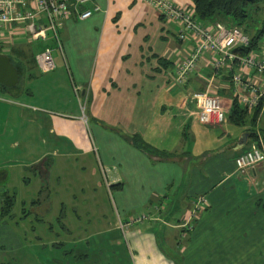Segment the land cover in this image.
Wrapping results in <instances>:
<instances>
[{
  "label": "crops",
  "instance_id": "1",
  "mask_svg": "<svg viewBox=\"0 0 264 264\" xmlns=\"http://www.w3.org/2000/svg\"><path fill=\"white\" fill-rule=\"evenodd\" d=\"M169 1L194 10L192 0ZM69 9L59 19L61 51L49 32L32 40L24 25L9 26L0 42L20 75L13 87L0 84V100L8 102H0V135L11 125L8 144L0 141V169L8 167L9 183L0 186V207L5 192L14 196L11 214L0 216L2 228L16 237L14 207L21 199L23 223L56 218V239L73 242L67 254L74 264H264V161L242 172L235 165L243 152L264 148V106L246 109H257L254 128L248 120H228L237 101L233 74L254 73L237 63L215 72L204 56L177 85V66L194 41L180 40L179 25L148 0H69ZM83 10L91 15L79 19ZM201 23L211 30L235 26L222 16ZM46 48L56 51L57 64L42 74L35 55ZM200 91L220 99L223 123L199 121L192 94ZM31 152L27 161L23 155ZM15 176L31 193L9 190ZM114 191L113 203L124 212L154 209L120 228L109 199ZM200 198L202 209L195 206ZM40 202L45 210L38 214ZM29 203L35 216L25 211ZM67 207L76 208L73 217ZM83 219L91 221L88 233Z\"/></svg>",
  "mask_w": 264,
  "mask_h": 264
},
{
  "label": "built area",
  "instance_id": "2",
  "mask_svg": "<svg viewBox=\"0 0 264 264\" xmlns=\"http://www.w3.org/2000/svg\"><path fill=\"white\" fill-rule=\"evenodd\" d=\"M84 1L79 0V2ZM148 1L165 19L179 25L180 40L194 41L189 55L177 66L175 72L177 85H184L196 70L199 61L204 56H210L211 66L215 72L222 67L230 68L233 63H237L243 69L251 70L254 73L252 77L244 75L241 71L233 74L234 97L247 110L264 106V40L257 49L244 53L240 49L250 44V35L243 28L238 26L223 28L217 25L211 30L197 19L194 10L177 7L169 0ZM69 13V0H35L32 5L28 0H0V42L9 26L24 25V31L32 40H44L49 32L55 40L56 49L61 51L59 19ZM90 15L91 10L77 13L79 19H85ZM35 63L42 74L53 71L55 69L53 50L46 48L37 53ZM192 100L202 124L216 125L226 120L225 107L217 96L209 94L208 91H200L192 94ZM260 146L252 147L235 158L238 171L242 172L264 161V148L262 144ZM205 205L203 198L195 203L199 209L204 208ZM140 219L137 218L132 222ZM123 227L124 225L120 224V228Z\"/></svg>",
  "mask_w": 264,
  "mask_h": 264
},
{
  "label": "rangeland",
  "instance_id": "3",
  "mask_svg": "<svg viewBox=\"0 0 264 264\" xmlns=\"http://www.w3.org/2000/svg\"><path fill=\"white\" fill-rule=\"evenodd\" d=\"M250 6L251 7L248 8L249 17H248L247 23H251L254 27H258L257 26L258 23L261 22L264 16V0L260 1L259 3H254ZM257 8H259L258 11L256 10ZM232 27H235V26H232ZM263 40H264V37L262 38V41ZM56 54H57L56 51H53V58H54L55 65L57 64ZM23 85H24V82L22 86ZM4 101H6V99L0 100L3 106L8 104V102H4ZM0 119H3V117L1 116ZM10 127L11 125L8 124V127H7L8 134L0 135V138H1L0 141L3 140L6 145L8 144V141L10 139V131H9L11 129ZM27 128H29V130L32 129V127L25 126L24 131ZM35 131H36V128H35ZM6 137L8 138V140ZM37 139L39 140L38 137ZM35 142H34V145H35L34 150L36 152L33 151L34 156L40 154L41 152L39 143L38 142L35 143ZM31 154L32 152L26 153L23 155V157H25L27 161H31L30 158L27 159V157H30ZM258 164L254 165L253 167L257 166ZM3 169L7 170L8 167L3 168ZM3 169H0V170H3ZM16 171H18V169H16ZM8 184L9 183L7 181V183L6 182L0 183V186H3L4 188L7 189ZM20 184H21V181L16 179V176H15V179L12 180V184H11L12 188H10L9 190H11L12 192L14 191L18 196L20 195L21 197L22 196L21 190L25 191L29 189L24 188L25 187L24 184H21V185ZM32 185H33V181L31 182L29 186H32ZM29 192L31 193L30 190ZM116 193L117 191H114L113 194H109V199L112 202L113 211H114L113 220H116L118 222L117 223L118 227H120V224L124 225L125 227L127 223L125 224L124 222L127 220L132 221V218L134 217L135 219L141 218L140 220H143V215L149 214V212L154 209L153 206H146V207H141V208L137 207V208L131 209V211L129 212H124L122 208L114 205L113 203V199L116 198ZM9 194H11V192H9ZM19 200L21 201V199ZM19 200L17 201L14 207V211L16 210L18 214V218H16V220H14L13 222V225H17L16 230L14 231L16 233V237L14 238L11 235H8L9 234L7 233L8 230L4 229V227L2 228V225L5 226V224L3 223H1L2 225L0 224V227H1L0 228V264H74L75 262L73 261L74 257L67 254V252L71 248V246H69V242L72 243L71 244L72 246H73V242L71 240H67L66 241L68 242L67 245H64L62 244L63 242L62 239L60 240L56 239V237H58V235L60 234L59 229L61 228L59 223L56 221V218L52 219V221L48 220L49 224H47V223H41V222L36 223L33 217L32 218L27 217V220H25V223H23L22 222L23 220L19 218V216H21V210L23 208ZM44 207H45L44 203L40 202L39 206H37V210H36L37 213L41 214V212L45 210ZM28 209L31 211L32 216L33 214L34 216L36 215L35 207L33 208L32 203L31 204L29 203V205L25 206V211H28ZM57 209L59 210L60 208H57ZM53 210H55V207H53ZM75 210L76 208L74 207H67L64 209V212L67 214V216L69 215V213H71L73 217ZM37 219H40V218H37ZM83 221H84V226L86 225V228H87L86 231L88 233V231L90 230L91 221L88 219H83ZM44 226L46 227L47 231H48V226H52L53 231H50L51 233L48 232L49 234L47 233L45 235L42 229L44 228ZM72 254L74 255V251ZM82 264H85V263L82 262Z\"/></svg>",
  "mask_w": 264,
  "mask_h": 264
},
{
  "label": "trees",
  "instance_id": "4",
  "mask_svg": "<svg viewBox=\"0 0 264 264\" xmlns=\"http://www.w3.org/2000/svg\"><path fill=\"white\" fill-rule=\"evenodd\" d=\"M260 1L263 0H192L194 4V13L199 21L206 22L214 17L222 16L235 26L243 27L244 31L250 35V44L240 49L244 53L257 48L259 40L264 35V16L261 22L258 23V27H254L251 23H247L249 17L248 8L251 7L250 5L259 3ZM256 10L258 11L259 8ZM257 114V109H255L253 113H248L245 108L238 105L237 101H234L228 113V120L236 125H242L248 120L254 128ZM249 134L252 138H257V133L254 129ZM135 141L141 147L147 148L138 138H136ZM260 145L261 144H259V146ZM5 181L6 172L0 170V183H4ZM13 205L14 196L9 194L8 191L5 192L4 200L0 207V216H9Z\"/></svg>",
  "mask_w": 264,
  "mask_h": 264
},
{
  "label": "water",
  "instance_id": "5",
  "mask_svg": "<svg viewBox=\"0 0 264 264\" xmlns=\"http://www.w3.org/2000/svg\"><path fill=\"white\" fill-rule=\"evenodd\" d=\"M19 72L16 66L12 64L10 58L0 53V84L6 87H13L19 82ZM247 136H243L242 140Z\"/></svg>",
  "mask_w": 264,
  "mask_h": 264
}]
</instances>
